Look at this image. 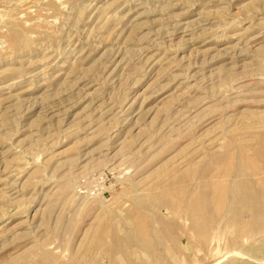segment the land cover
Segmentation results:
<instances>
[{
	"label": "rangeland",
	"instance_id": "374dc122",
	"mask_svg": "<svg viewBox=\"0 0 264 264\" xmlns=\"http://www.w3.org/2000/svg\"><path fill=\"white\" fill-rule=\"evenodd\" d=\"M95 255L264 264V0H0V264Z\"/></svg>",
	"mask_w": 264,
	"mask_h": 264
},
{
	"label": "bare ground",
	"instance_id": "6f19581e",
	"mask_svg": "<svg viewBox=\"0 0 264 264\" xmlns=\"http://www.w3.org/2000/svg\"><path fill=\"white\" fill-rule=\"evenodd\" d=\"M260 153H261V152H260ZM248 161H249V160H248ZM251 162H252V161H251ZM253 163H254V162H253ZM253 163H252V164H253ZM245 164H246V163H245ZM229 166H230V165H229ZM254 166H255V165H254ZM230 167L232 168V166H230ZM228 168H229V167H228ZM228 168H227V169H228ZM255 168H256V167H255ZM224 171L226 172L227 170H224ZM229 172H230V171H229ZM236 181H237V180H236ZM254 182H255V180H254ZM205 183H206V182H205ZM255 183H256V182H255ZM246 184H247V183H246ZM250 184H251V183H250ZM262 184H263V183H262ZM225 185H227V184H225ZM239 185H240V184H239ZM224 187H225V186H224ZM224 187H223V188H224ZM226 189H230V188H228V186H227ZM222 190H223V189H222ZM222 190H221V191H222ZM239 190H240V189H239ZM203 191H204V190H203ZM227 191H228V190H227ZM227 191H225L224 193H226ZM255 191H256V190H255ZM206 193H207V192H206ZM213 193H214V192H213ZM219 193H220V192H219ZM224 193H223V195H224ZM235 193H236V192H235ZM208 194H209V193H208ZM237 194H238V192H237ZM243 194H244V193H243ZM247 195H248V194H247ZM204 196H205V195H204ZM216 196H217V195H216ZM218 196H219V195H218ZM220 196H221V193H220ZM231 196H232V195L229 196L231 199L233 198V196H235L236 200H237V198H238V196L236 197V195H234V194H233L232 197H231ZM243 196H244V195H243ZM248 196H249V195H248ZM222 197H223V198H222ZM226 198H227L226 196H221V199H220L219 197H218L217 199H218V201L220 200V204L222 205V204L224 203V200H226ZM247 198H249V197H247ZM201 199L203 200V198H201ZM201 199H200V200H201ZM252 199H254V198H252V197L250 196V198L248 199V201H249V203H251V204L253 205V201H252ZM202 200H201V201H202ZM239 200H240V199H239ZM241 200H243V199H241ZM237 201H238V200H237ZM244 201H246L245 197H244ZM234 202H235V201H234ZM255 202H256V201H255ZM200 203H201V202H200ZM241 203H243V201H242ZM254 204H256V203H254ZM252 205H251V206H252ZM222 207H223V206H222ZM207 208H208V207H207ZM252 208H253V206L251 207V209H252ZM255 208L257 209V205L254 206L253 211H254V210L256 211ZM203 209H204V207H203ZM208 210H209V209H208ZM255 211H254V212H255ZM257 211H259V209H258ZM150 219H151V218H150ZM148 221H149V220H148ZM108 233H109V232H108ZM102 240H103V238H102ZM104 240H105V239H104ZM89 241H90V243H91V242L93 243V242H95V241H97V242L100 243L101 240H100V239L98 238V236H97V231H96L95 234L92 235V237L90 238ZM99 243H98V244H99ZM103 243H104V242H103ZM93 245H94V244H93ZM99 245H100V244H99ZM112 246H114V245H112ZM105 247H106V245H105ZM93 248H94V247H93ZM101 249H102V248H101ZM95 250H96V249H95ZM102 250H103V249H102ZM107 250H108V248H107ZM114 250H115V248H114ZM114 250H112V252H113ZM108 252H109V251H108ZM98 254H99V252H98ZM104 254H105V253H104ZM102 257H104V256H102ZM108 257H110V256H108ZM92 258H93V259H92L91 263H92V264H95L94 261H97L96 255H95L94 257H92ZM112 258H113V257H112ZM91 263H90V264H91Z\"/></svg>",
	"mask_w": 264,
	"mask_h": 264
}]
</instances>
